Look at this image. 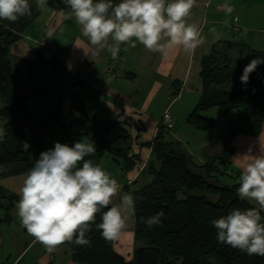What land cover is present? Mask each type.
<instances>
[{
  "label": "crops",
  "instance_id": "0c3cea01",
  "mask_svg": "<svg viewBox=\"0 0 264 264\" xmlns=\"http://www.w3.org/2000/svg\"><path fill=\"white\" fill-rule=\"evenodd\" d=\"M30 4L31 15L15 22L0 20L17 36L9 47L14 64L20 66L17 62L21 61L24 70V62L35 60L41 52H50L67 74L65 77L62 72L64 87L67 81L77 84L71 90L76 91L73 115L83 116L75 108V102L80 101L90 115L100 121L115 119L128 131L132 138L129 154L134 155L132 168L121 172L109 156L99 162L122 185L120 195L152 179L150 168L157 169L160 164L153 153L157 137L176 144V149L185 151L197 164H205L221 153L218 136L239 120L242 109L225 112L213 106L201 112L213 122L209 133L187 122L203 92L201 63L217 41L225 40L236 41L264 57V0H196L187 22L199 28L203 43L194 51L174 47L162 55L137 42L135 47L122 44L116 59L107 49L97 50L91 45L74 17L64 19L62 11L48 3L43 8L36 0H30ZM226 7L232 11L228 13ZM231 24L240 30L235 32ZM49 32L53 37H47ZM87 100L92 104L88 105ZM165 112L169 113L170 126L165 124ZM230 145L234 147L230 169L239 183L247 163L264 154V122L257 135L238 133ZM30 169L22 164L0 166V188L6 195L16 197L9 209L0 208V264H79L72 260L66 244L49 251L21 224L17 201ZM118 202L119 195L114 198V203ZM249 203L258 207L255 202ZM134 229L135 219L130 216L127 230L112 242L114 251L125 261L134 256Z\"/></svg>",
  "mask_w": 264,
  "mask_h": 264
},
{
  "label": "trees",
  "instance_id": "16d2710c",
  "mask_svg": "<svg viewBox=\"0 0 264 264\" xmlns=\"http://www.w3.org/2000/svg\"><path fill=\"white\" fill-rule=\"evenodd\" d=\"M48 5L68 12L64 0H47ZM17 36L0 23V120L6 129L0 141V166L9 168L22 164L31 168L41 151L46 150L43 131L52 135L61 127L60 142L72 144L83 139L95 142L97 151L89 157L99 163L109 156L126 172L132 168L130 155L132 138L115 119L100 121L90 115L85 105L75 102V108L83 113L73 115L69 122L61 117L60 107L44 106L32 118L26 107V96L19 91L25 80H34L43 74L44 79L57 72L60 65L50 52H41L33 61H27L25 73L15 65L10 53V44ZM261 57L258 52L236 41H217L209 55L201 63L203 92L187 122L199 130H208L213 122L201 114L213 106L225 112L242 109L239 120L218 136L222 151L205 164H197L185 151L176 149L173 142L154 141L153 153L159 163L150 168L152 179L134 187L130 194L137 198L134 239V256L131 261L114 251L113 240H106L95 224L86 235L89 245L65 242L76 263L83 264H264V256L248 255L217 240V230L211 221L226 215L235 208L254 207L237 194L239 183L228 178L236 176L230 169L234 147L230 145L238 133L257 135L264 122V67L258 66L250 74L247 84L240 77L252 59ZM42 98L41 90L31 89ZM24 143L30 146L24 148ZM54 147V145L52 146ZM14 195H6L0 188V208L9 209ZM163 211L162 223L148 228L140 217H148ZM106 211V209L102 210ZM264 215V213H262ZM102 212L97 213V223Z\"/></svg>",
  "mask_w": 264,
  "mask_h": 264
},
{
  "label": "clouds",
  "instance_id": "9594fccd",
  "mask_svg": "<svg viewBox=\"0 0 264 264\" xmlns=\"http://www.w3.org/2000/svg\"><path fill=\"white\" fill-rule=\"evenodd\" d=\"M43 8L47 0H36ZM68 12L64 19L75 18L82 35L97 50L113 59L122 44L165 55L182 47L194 51L203 43L199 28L187 22L196 0H64ZM30 0H0V20L17 21L31 15ZM230 13L231 7H226ZM49 38L53 34L49 32ZM264 63L256 57L245 65L240 77L247 84L250 74ZM6 129L0 126V141ZM24 143V148H29ZM97 151L95 142L83 139L72 144L56 141L54 147L40 152L25 175L17 201V216L27 232L49 251L65 242L89 245L86 234L96 225L106 240L117 239L136 214L137 198L121 193L122 185L99 163L90 159ZM239 198L258 207L235 208L211 221L217 240L248 255L264 256V154L255 156L243 169L237 190ZM119 195V202L114 198ZM106 209V211H102ZM102 217L97 223V213ZM161 210L140 221L148 228L161 224Z\"/></svg>",
  "mask_w": 264,
  "mask_h": 264
},
{
  "label": "rangeland",
  "instance_id": "374dc122",
  "mask_svg": "<svg viewBox=\"0 0 264 264\" xmlns=\"http://www.w3.org/2000/svg\"><path fill=\"white\" fill-rule=\"evenodd\" d=\"M16 62V60H14ZM20 67L23 66V63L20 61L17 62ZM26 63V62H24ZM16 65V64H15ZM25 73V69L23 70ZM64 73V72H63ZM65 77L67 76L64 73ZM62 73H53L50 78L47 80L44 79L43 74L39 75L38 78L29 81H23L19 86V91L21 94L26 96V107L32 113V118H36V114L42 109L45 105L60 107L61 117L64 122H69L72 119L74 114L73 111V102L75 101V92L71 90L76 89L77 84L71 85L70 82H66L67 87H64V82L62 81ZM41 90L43 97L40 98L33 94L31 89ZM81 94H79V97ZM88 105L92 104V101L87 100ZM3 103L0 100V106ZM208 131V130H207ZM206 131V132H207ZM209 133V131H208ZM44 136V145L46 149L52 148L56 141H59L61 138V127H57L52 135H46L43 131ZM235 179V176L229 180Z\"/></svg>",
  "mask_w": 264,
  "mask_h": 264
},
{
  "label": "built area",
  "instance_id": "2783aa9c",
  "mask_svg": "<svg viewBox=\"0 0 264 264\" xmlns=\"http://www.w3.org/2000/svg\"><path fill=\"white\" fill-rule=\"evenodd\" d=\"M231 28L235 31V32H238L240 30V27L238 25H235V24H231ZM168 119H169V113L168 112H165L164 113V120H165V124L167 125H171L169 122H168Z\"/></svg>",
  "mask_w": 264,
  "mask_h": 264
},
{
  "label": "water",
  "instance_id": "95a60500",
  "mask_svg": "<svg viewBox=\"0 0 264 264\" xmlns=\"http://www.w3.org/2000/svg\"><path fill=\"white\" fill-rule=\"evenodd\" d=\"M210 137L215 138L216 136L215 135H210Z\"/></svg>",
  "mask_w": 264,
  "mask_h": 264
}]
</instances>
